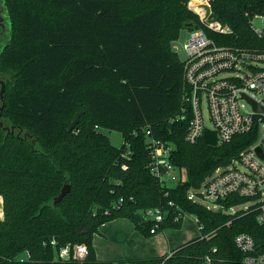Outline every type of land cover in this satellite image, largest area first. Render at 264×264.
I'll use <instances>...</instances> for the list:
<instances>
[{
	"label": "trees",
	"instance_id": "trees-1",
	"mask_svg": "<svg viewBox=\"0 0 264 264\" xmlns=\"http://www.w3.org/2000/svg\"><path fill=\"white\" fill-rule=\"evenodd\" d=\"M5 1L10 39L0 52L2 119L28 136L0 128V264H77L56 260L67 244L86 247L87 264H114L97 261L93 238L119 218L144 238L179 230L187 215L201 227L169 257L117 264H196L207 255L212 264H243L233 241L241 233L253 239L255 253L264 252V223L257 221L264 203L230 196L214 211L188 198L255 143L258 130L216 147L202 138L187 143L190 114L177 119L183 62L172 50L184 29H203L218 45L264 49L249 28L264 0H213L207 22L228 28L226 36L198 22L189 0ZM79 107L84 114L68 132ZM104 129L119 132L122 144L113 146ZM151 139L172 146L174 187L150 172ZM65 185L69 192L53 205ZM156 208L165 216L151 234L154 222L145 211Z\"/></svg>",
	"mask_w": 264,
	"mask_h": 264
},
{
	"label": "built area",
	"instance_id": "built-area-1",
	"mask_svg": "<svg viewBox=\"0 0 264 264\" xmlns=\"http://www.w3.org/2000/svg\"><path fill=\"white\" fill-rule=\"evenodd\" d=\"M200 22L206 23L212 33L230 34V30L217 21ZM249 28L257 39L264 42V12L249 21ZM181 48L187 58L183 62V106L177 119L182 120L186 112L190 114L185 141L194 144L207 129L200 109L202 96L212 125L209 130L216 132L217 145L229 143L234 136L245 134L254 126L258 130V141L242 150L229 165L215 169L201 185L200 191L188 194L189 200L215 204L216 210L221 208L219 201L230 196L253 198L264 203V49L218 45L203 29L189 31ZM249 100L261 110H255ZM246 106L249 111L245 110ZM149 148L150 172L165 183V179L176 170L169 160L172 146H163L151 139ZM164 216L158 208L145 211V217L154 222L151 234L155 233ZM179 218L176 217L175 221ZM257 221L264 223V206ZM195 223L200 230L197 220ZM233 241L243 254V264H264V252L255 253L254 241L249 235L238 234ZM51 246H55L54 241H51ZM215 251L213 249L212 253ZM87 254L86 247L67 244L56 251L55 258L87 264ZM196 264H212V258L207 255Z\"/></svg>",
	"mask_w": 264,
	"mask_h": 264
},
{
	"label": "rangeland",
	"instance_id": "rangeland-1",
	"mask_svg": "<svg viewBox=\"0 0 264 264\" xmlns=\"http://www.w3.org/2000/svg\"><path fill=\"white\" fill-rule=\"evenodd\" d=\"M212 1L213 0H189V2L186 4V7L189 11H191L194 15L197 16L198 22H200L201 20L206 21L209 20L208 16L210 14ZM5 2V0H2L4 7ZM8 26L10 27L9 20ZM188 33V30H182L178 40L172 43V50L177 54L178 59L181 62H185L187 58L185 52L182 50L181 47L182 43L188 37ZM9 39L10 31L8 33L7 42L9 41ZM200 109L202 112L205 128L212 129V125L208 118L207 105L204 96L201 97ZM245 110L249 111L247 106L245 107ZM0 122L5 127L11 126L7 121L3 119H0ZM17 131L18 130L14 131V133L17 134ZM102 132L108 136L113 146L119 147L122 144V136L119 132L105 129L102 130ZM27 133V131H22L20 135L28 136ZM235 165L239 167L238 163H236ZM178 180L179 175L177 170H175L173 174H171L167 179H165V183L163 184L167 187H174ZM198 201L203 206L217 211V207L215 204L208 203L202 200ZM249 203H247L246 206H248ZM243 206L245 205H241L236 209L243 208ZM2 219L3 206L2 198L0 197V220ZM195 220L196 219L194 216H184L182 220V226L179 230L166 229L150 238H144L134 229L133 224L129 220L119 218L107 223L104 228H101L99 230L98 234L94 235L93 247L97 252V257L99 260L109 261L114 264H117L120 261L127 263L129 260L147 259L155 257V249L153 248L155 241L153 240L156 239H154V237H161L162 241H164L166 244V249L168 245L170 246V250L174 249L181 245L182 241H188L199 236L200 233L199 229L197 228V224L195 223ZM165 254H169V252ZM19 258L23 257L20 256Z\"/></svg>",
	"mask_w": 264,
	"mask_h": 264
},
{
	"label": "water",
	"instance_id": "water-1",
	"mask_svg": "<svg viewBox=\"0 0 264 264\" xmlns=\"http://www.w3.org/2000/svg\"><path fill=\"white\" fill-rule=\"evenodd\" d=\"M191 27V25H190ZM4 82L0 81V101H1V106H0V117H1V111L3 110V107L5 105L4 100H3V93H4ZM250 101V100H249ZM250 103L252 104L253 108L255 110H261L254 102L250 101ZM84 114V111L82 110L81 107H79V112L75 115L74 119L72 120L71 123H69L68 127H67V131L71 132L74 127L76 126V124L78 123L80 117ZM0 128H2L4 131L6 132H10L11 135H13L14 131H15V126H11L10 128L8 127H3V124L0 122ZM19 132L18 134H20L22 132L21 129H18ZM202 140L205 142L206 145L211 146V147H216L217 146V137H216V132L213 130H209V129H205L204 133L202 135ZM257 151H259V149H257ZM69 192V186L65 185L59 195L53 200V205H56L57 203H59L63 197H65V195Z\"/></svg>",
	"mask_w": 264,
	"mask_h": 264
},
{
	"label": "flooded vegetation",
	"instance_id": "flooded-vegetation-1",
	"mask_svg": "<svg viewBox=\"0 0 264 264\" xmlns=\"http://www.w3.org/2000/svg\"><path fill=\"white\" fill-rule=\"evenodd\" d=\"M9 31H10V29L8 26L7 11L5 10V7L2 3V0H0V52L3 50V48L7 44V37H8ZM4 79H5V77L0 74V81H3L4 86H5V80ZM0 106H1V101H0ZM2 111H1L0 119H2ZM3 127H5V126H3ZM8 128H10V127H8Z\"/></svg>",
	"mask_w": 264,
	"mask_h": 264
},
{
	"label": "crops",
	"instance_id": "crops-1",
	"mask_svg": "<svg viewBox=\"0 0 264 264\" xmlns=\"http://www.w3.org/2000/svg\"><path fill=\"white\" fill-rule=\"evenodd\" d=\"M106 225V224H105ZM105 225H103V226H101L100 228H99V230L101 229V228H104L105 227ZM154 239H156V240H153V241H155L154 242V246H153V248L155 249V257L156 256H161L162 254H165V253H167V252H170L171 250L169 249L170 248V246L168 245V247H167V249H166V244H165V242L164 241H162V239H161V237L160 238H156V237H154ZM189 241V240H188ZM185 242H187V241H182V243L181 244H183V243H185ZM163 250H167V251H163ZM157 252V253H156ZM95 254H96V259H97V261H101V260H99L98 259V257H97V252L95 251Z\"/></svg>",
	"mask_w": 264,
	"mask_h": 264
}]
</instances>
